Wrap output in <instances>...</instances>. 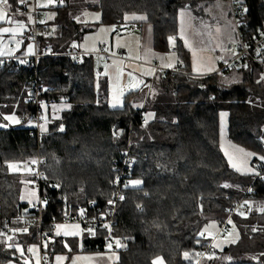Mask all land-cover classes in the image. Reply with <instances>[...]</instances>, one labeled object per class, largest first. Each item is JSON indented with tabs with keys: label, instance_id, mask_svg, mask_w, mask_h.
Wrapping results in <instances>:
<instances>
[{
	"label": "trees",
	"instance_id": "16d2710c",
	"mask_svg": "<svg viewBox=\"0 0 264 264\" xmlns=\"http://www.w3.org/2000/svg\"><path fill=\"white\" fill-rule=\"evenodd\" d=\"M192 1L62 0L49 8L52 18L45 22L38 20V11L35 17L23 13L29 29L36 22L46 35L40 34L36 42L41 54L37 66L32 58H23L0 68V226L13 227L0 231V264L18 260L19 244L43 250L44 242L53 241L49 221L76 213L89 201L108 202L127 149L135 163L111 228V236L119 241L116 264H154L157 257L165 264H264V178L256 179L254 172L264 157V81L257 75L261 69L251 61L239 63V78L231 84H224L219 72L192 75L185 49L176 42L179 8ZM77 2L82 3L78 8ZM239 3L246 33L255 34L264 26L262 0ZM20 7V0L6 5L7 10ZM80 8L99 10L102 23L114 26V33L126 29L136 14L143 15L132 22L150 26L153 53L164 59L175 53L171 64L189 75L155 71L150 103L134 105L137 92L125 91L122 105L112 107L107 80H97L99 68L93 63L95 57L110 56L84 51L77 64L63 55L70 48L83 51L73 43L92 29L76 20ZM24 37L32 41L27 33ZM173 45L176 50L170 51ZM35 73L45 117L39 136L31 125L35 107L29 90ZM223 111L228 114L227 138L252 155L250 173L233 169L219 148ZM8 115L20 123L9 124ZM37 158L44 161L39 190L32 186L34 174L26 165ZM29 186L37 192L32 206L23 198ZM39 194L43 229L52 235L44 242H39L36 229H17L36 213ZM242 204L247 215L229 212ZM211 222H227V231L234 226L236 241L215 250L204 230ZM107 235L106 228L88 234L83 251H104Z\"/></svg>",
	"mask_w": 264,
	"mask_h": 264
},
{
	"label": "rangeland",
	"instance_id": "374dc122",
	"mask_svg": "<svg viewBox=\"0 0 264 264\" xmlns=\"http://www.w3.org/2000/svg\"><path fill=\"white\" fill-rule=\"evenodd\" d=\"M235 1L240 2V0ZM37 3L39 4L38 12L40 15L38 20L45 22L52 18L53 11L49 8L57 6V1L38 0ZM80 5H82L81 2L76 3L77 8ZM0 11L5 13V19L0 20V23H3L2 26H4L7 22L6 12L1 8ZM135 18L141 21L143 15L136 14ZM76 20L84 27L92 29L85 32L78 42L73 43L74 47L86 52L98 51L103 44L108 43L110 46V38L112 37L114 51L118 49H124L125 51V57L128 61L124 64L115 58L109 60L105 57L94 58V68L96 70L103 68V73L97 75V80L102 78L107 80L108 94L110 96L111 94L117 95L123 73V85H126V93L130 91L137 92L132 99L133 104L141 106L146 101L150 103L155 92L153 91L154 93L152 92L150 95L149 87H151L156 73L152 67L141 63L145 62L149 56L146 47L151 43L150 26L143 23L141 30L125 31L131 30L135 26L132 25L123 30L125 32L122 34H119L120 31L114 33L112 25L102 23V14L99 10H83L81 8L78 10ZM23 23L22 21L21 24ZM177 38L176 42H179L182 48L185 49L189 71L206 73L203 75L219 72L221 81L224 84L237 82L239 78L238 66L233 65L226 70L221 69L222 65L226 64L237 52V33L228 0H193L191 3L181 6L179 8ZM11 45H14V48ZM23 45H25V41L21 39L0 36V55H14L23 48ZM155 55L161 57V54L156 53ZM174 55L168 56L170 57L168 61L170 64L171 57ZM210 71L211 73H208ZM257 75L259 79L264 81L262 72H257ZM116 98L118 99V97ZM121 102L122 100L118 99V103L115 104L118 105ZM227 115L225 111L220 113L219 148L233 169L240 173H250L253 169L250 161L252 155L227 138ZM6 117H12V119H7L11 125L20 123L17 116L8 115ZM23 198L29 206H32L37 199L36 190L31 186L24 188ZM58 225L63 227L58 228ZM76 225L78 224H57L52 232L53 236L55 235L58 238V242L56 241L57 243L52 246H49L47 242L43 243V250H46L51 264H116L119 254L111 250L109 245L106 246L104 251H83L82 238L89 231L83 229L81 225L76 228ZM218 228L219 225L216 222H211L204 229L205 234L211 238L215 250H221L225 245L235 242L238 236V231L234 226H230L228 231L220 235H217ZM57 232H59V235H57ZM72 233H76V235ZM115 241L119 242L116 238ZM16 251L18 260H10L2 264H41L38 245H27L25 249L23 245L19 244L16 245ZM57 257H63V259L57 260ZM153 262L154 264H165L162 257L155 258ZM197 264L212 263L202 260Z\"/></svg>",
	"mask_w": 264,
	"mask_h": 264
},
{
	"label": "built area",
	"instance_id": "2783aa9c",
	"mask_svg": "<svg viewBox=\"0 0 264 264\" xmlns=\"http://www.w3.org/2000/svg\"><path fill=\"white\" fill-rule=\"evenodd\" d=\"M56 1L58 5L62 3V0H56ZM228 1H229L230 13L237 33V42H236L237 52L226 64L222 65L221 69L223 70L232 65H238L239 63L243 64L246 63L247 61H251L255 63L258 67H260L261 72L264 75V26L258 29L255 32V34L252 33L248 35L246 33L245 26L242 22L243 15H242V7L240 3L235 0H228ZM262 2L264 4V0H262ZM27 4L28 3L25 1V3L23 4L20 3L21 7L19 9L7 10L6 12L9 14L28 13L32 17L37 16L39 5L36 3V0H32L30 8H27L28 7ZM6 5L0 4V8L6 9ZM136 28H138L137 25L133 27V29ZM26 33L28 34V37L32 40L34 47L33 53L28 56H23L19 54L0 56V68H2L6 64L7 65L10 64V62L17 63L19 60L23 58H32L33 65L37 66V61L38 58L41 56V54L37 52L36 42L40 34L46 35V31H44V29L42 28H39L36 22H34L32 28L31 29L28 28ZM175 50H176L175 46L170 47V51H175ZM94 53L99 57L113 56V54H111L106 50L105 44H103L101 48ZM84 54H86L84 51H79L74 48H70L68 51L63 53V55L73 57L74 61L77 64H80L81 56ZM115 56L123 59L122 55L120 54H117ZM153 68L155 69V71L161 70L171 73L189 75L187 72L181 70L178 65H173L170 63L164 66L156 63L153 64ZM101 73H102V69L99 68L97 70V74L100 75ZM40 89L41 86L38 84L37 74L35 73V76L31 79V86L29 92L33 93L31 99L34 104L35 111L33 114L32 125L35 127L37 136H39V133L45 123V117L43 116L44 111L42 108L43 102L39 98ZM119 90L124 95L125 85L120 84ZM144 121H145L144 119L141 120L142 123H144ZM134 163H135V157L131 154L129 149L125 150L122 156L121 163L118 167V173L113 181L114 184L113 195L108 202L104 204H99L96 201H89L76 213H64L58 219H53L49 221L48 226H50L53 229L59 223H73V224L81 225L82 227L93 231H95L98 228H106L108 229V235L105 238V242L107 243V246L111 244L110 247L111 250L114 251L117 250L119 244H117L115 238L111 236V228L115 224L117 206L121 200L124 185L127 184L126 181L128 180V173L131 170V168L134 166ZM42 164H44V161L39 158H37L33 162L26 163L27 167L33 171L34 175L31 179V184L36 190H39L40 185L44 178L43 171L41 170ZM255 178L259 180L264 178V160H262L256 165ZM250 193L252 194L253 191L251 190ZM41 202H42V195L39 194L38 202L35 206L36 213L29 214L26 217L24 224L17 229L23 231H27L29 229H36L39 234V242H44L51 239L52 235L48 234V231L43 229L44 219L42 216ZM237 210L238 211L242 210L246 215L249 213L248 208L245 204L235 205L232 209L229 210V212L233 214ZM106 225L107 227H105ZM10 229H13V227H11L8 223L5 224V226H0V231L2 230L7 231ZM227 229H228L227 222L222 223L218 228L217 235L222 234L224 231H227ZM204 255H206L205 251L200 256L202 257ZM40 261L41 264H50L43 250L40 251Z\"/></svg>",
	"mask_w": 264,
	"mask_h": 264
},
{
	"label": "crops",
	"instance_id": "0c3cea01",
	"mask_svg": "<svg viewBox=\"0 0 264 264\" xmlns=\"http://www.w3.org/2000/svg\"><path fill=\"white\" fill-rule=\"evenodd\" d=\"M25 1H29L28 2V7L27 8H30V5H31V2H32V0H25ZM38 0H36V2H37ZM38 4V3H37ZM39 5V4H38ZM1 9H4V8H1ZM5 10V12L7 11V9H4ZM23 15H25V14H23V13H16V14H9V13H7L6 12V18H7V22L5 23V25L4 26H1L0 27V29H4V28H8V29H12L13 31H9V32H2V31H0V36L2 37V36H4V37H14V38H18V39H21V40H23L24 41V39H25V34H26V32H27V30H28V27H27V25H26V22H25V19L22 17ZM135 17V16H134ZM134 17H132V19H129V20H131V24H129L127 27H129V26H132V25H137L138 26V28H136V29H139V30H141L142 29V24H140V26H139V24L137 23L138 21H140V19H137V18H135L134 19ZM14 21H15V23H14ZM24 22L23 24H21V22ZM132 21H137V22H132ZM20 23V24H19ZM113 29H115V27L113 26ZM136 29H131V30H125V31H127V32H129V31H132V30H136ZM125 31H123V30H120V33L119 34H122V33H124ZM113 33V32H112ZM112 38V37H111ZM110 38V46L108 45V43L106 44L107 45V50L111 53V54H113V56H110V57H105L107 60H109L110 58H115V59H118L119 61H121L122 62V64H124L126 61H128L127 60V58L125 57V51H124V49H118L117 51H114V47H113V44H112V39ZM172 42V41H171ZM174 43V42H173ZM175 44V43H174ZM230 45V44H229ZM174 46V45H173ZM11 47H13L14 48V45H11ZM146 49H147V51H148V53H149V56L146 58V60H145V62H141L142 64H147V65H149L150 67H152L153 68V64H155V63H157V64H159V65H167L169 62V60H170V57H167V59H164V58H161V57H158V56H156L155 55V53H153V51H152V48H151V44L149 45V46H147L146 47ZM33 50H34V47H33V43H32V41L30 42V41H26L25 42V45H23V48L20 50V51H18V52H16V54H19V55H23V56H28V55H31L32 53H33ZM84 51V50H83ZM117 54H120V55H122V57H123V59H121V58H119V57H116L115 55H117ZM174 55V53H169V55ZM15 55V54H14ZM168 55V56H169ZM0 56H3V55H0ZM175 55L174 56H172L171 57V63H175ZM154 69V68H153ZM155 70V69H154ZM109 72H110V69L108 70ZM102 73H103V68H102ZM101 73V74H102ZM191 73L193 74V75H196L197 74V76H202L203 74H206V73H197V72H192L191 71ZM208 73H211V71L210 72H208ZM120 82L121 83H119V85L120 84H123V82H124V76H123V73H122V77H121V79H120ZM126 86V85H125ZM125 91H126V87H125ZM122 93L120 92V90H119V87H118V90H117V95L116 94H111V96L108 94V101H109V104L112 106L114 103H118V99H120V100H122ZM116 97H118V99L116 98ZM122 105V102H121V104H118L117 105V107L118 106H121ZM32 125V124H31ZM209 224H211V223H209ZM208 226V225H207ZM82 227V226H81ZM83 229H85V230H88L89 232L88 233H86L84 236H83V238H82V250H83V241H84V239H85V237L88 235V234H90V235H93V233H94V231L93 230H89V229H86V228H84V227H82ZM53 241L52 242H50L49 243V245L51 246V244L54 242V240H55V243L54 244H56L58 241H57V239L58 238H56V236L54 235L53 236ZM72 240V239H71ZM57 241V242H56ZM37 246V245H36ZM225 246H227V245H225ZM224 246V247H225ZM223 247V248H224Z\"/></svg>",
	"mask_w": 264,
	"mask_h": 264
},
{
	"label": "snow or ice",
	"instance_id": "6c2138e0",
	"mask_svg": "<svg viewBox=\"0 0 264 264\" xmlns=\"http://www.w3.org/2000/svg\"><path fill=\"white\" fill-rule=\"evenodd\" d=\"M8 3V0H0V4H7ZM20 3H25V0H20ZM5 19V13L3 11H0V20H4ZM0 31L2 32H9V31H13L12 29H8V28H4V29H0ZM112 107H117V104H113ZM5 119H12V117H5ZM18 122V121H17ZM260 159L264 160V157H261ZM9 167H12V168H15L16 166L15 165H9ZM133 185H138L140 183V181H133L132 182ZM121 199H123V197H121ZM111 203V201H110ZM262 211H264V208L261 209ZM58 228L59 227H63V226H60L58 225L57 226ZM76 228H79V225H76L75 226ZM107 227V225L105 226ZM73 235H76V233H72ZM57 235H59V232H57ZM117 244H119V242H117ZM109 247H111V244H109ZM187 256V254H185ZM57 260H62L63 257H57L56 258Z\"/></svg>",
	"mask_w": 264,
	"mask_h": 264
},
{
	"label": "water",
	"instance_id": "95a60500",
	"mask_svg": "<svg viewBox=\"0 0 264 264\" xmlns=\"http://www.w3.org/2000/svg\"><path fill=\"white\" fill-rule=\"evenodd\" d=\"M229 46H230V45H229ZM119 132H120V134L122 133V131H121V130H120Z\"/></svg>",
	"mask_w": 264,
	"mask_h": 264
}]
</instances>
